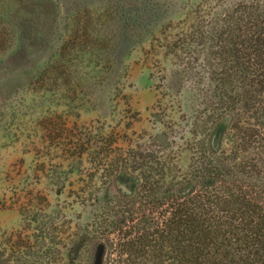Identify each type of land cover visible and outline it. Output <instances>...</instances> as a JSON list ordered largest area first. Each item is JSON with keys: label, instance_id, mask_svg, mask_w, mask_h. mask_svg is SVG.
Segmentation results:
<instances>
[{"label": "rangeland", "instance_id": "374dc122", "mask_svg": "<svg viewBox=\"0 0 264 264\" xmlns=\"http://www.w3.org/2000/svg\"><path fill=\"white\" fill-rule=\"evenodd\" d=\"M234 1L0 0V14L13 12L21 27L0 51V241L32 244L11 264H73L86 239L93 208L78 202L76 173L48 160L57 153L49 117L123 128L138 148L180 157L183 170L196 122L209 151L230 153L229 116L207 118L221 69L214 41L191 37L220 29ZM56 59L65 62L38 80ZM138 179L119 172L114 188L130 196ZM68 231L75 242L59 240Z\"/></svg>", "mask_w": 264, "mask_h": 264}, {"label": "trees", "instance_id": "16d2710c", "mask_svg": "<svg viewBox=\"0 0 264 264\" xmlns=\"http://www.w3.org/2000/svg\"><path fill=\"white\" fill-rule=\"evenodd\" d=\"M226 9L220 29H197L191 38L214 41L221 62L212 77L218 99L207 118L213 125L229 116L227 155L209 151L197 122L183 170L180 157L138 148L123 128L107 129L98 120L69 124L62 114L48 118L57 152L48 160L76 173L78 202L93 208L73 264H264V0H236ZM17 20L13 12L0 14V51L18 39ZM55 62L38 80L65 61ZM122 171L139 178L130 196L114 188ZM58 236L78 239L76 231ZM26 246L32 248L0 241V264H11Z\"/></svg>", "mask_w": 264, "mask_h": 264}]
</instances>
